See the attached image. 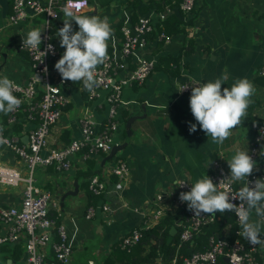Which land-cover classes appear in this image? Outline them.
Masks as SVG:
<instances>
[{"label": "crops", "instance_id": "1", "mask_svg": "<svg viewBox=\"0 0 264 264\" xmlns=\"http://www.w3.org/2000/svg\"><path fill=\"white\" fill-rule=\"evenodd\" d=\"M179 1L162 0L160 6L151 5L145 12L165 5L172 8L165 19L155 23L157 25L148 35L147 51L156 59L154 69L144 82L127 83L122 89V103L117 110L118 125L113 135V143L121 144L125 141V121L130 116L144 115L141 119L132 121L129 143L119 148L118 159L126 163L128 177L121 181L112 175L108 185L109 192L102 198L96 197L88 201V177L98 170L97 173L106 174L108 162L114 156L101 165L105 153L97 152L84 158L85 150L82 149L72 154L67 169L56 163L38 164L34 172L36 185L43 190H49L58 200L60 213L57 222L64 226L70 236H74L72 264L101 263L110 251L111 243L140 222L142 216L132 210L134 207L145 204L159 190L167 192L177 178L185 177L193 183L197 178L208 175V164L213 156H224L226 161L236 150H246L249 141L248 128L242 125L232 130L223 145L211 143V138L200 130L199 125L195 133H189L188 122L196 121L189 107L191 93L180 94L177 90L180 82L192 80L203 83L224 77L223 88L230 87L237 78L246 77L256 90L247 112H255L253 115L256 117L264 116V82L255 77L264 58V0H196L195 7L198 9L193 24L186 26V32L194 36V49L191 53L182 55L177 67L169 70L163 59L179 53L186 34L172 33L159 43L157 40L162 38L163 22H171L174 18L185 21L190 17L191 12L186 14L178 8ZM87 2V6L78 14L109 18L114 31L113 38L108 41L107 51L115 55L118 75H126L134 68V62L129 57L120 56V27L123 23L134 24L138 16L145 13L138 12V4L135 5L133 0ZM9 12L10 0H0V75H7L14 82H24L31 73V61L28 53L19 48V42L31 28L38 27L43 30L44 18L37 15L13 24L9 22ZM64 18L63 10L59 9L51 19V37L59 50L50 62V78L54 81L59 75L54 65L65 51L57 36L58 29L63 27ZM166 24L169 26V23ZM73 28L78 30L75 22ZM41 87L39 85L38 95ZM61 89L69 100L52 126L51 146L67 144L80 134L77 118L82 112H90L94 121L100 124L107 118L110 108L104 90L89 97L82 82L72 81L61 84ZM24 108L17 113L12 123H9L7 114L0 113V123L5 134L20 135L22 138L36 124L37 117L29 118ZM126 114L129 117L125 120ZM0 162L18 167L22 164L3 142H0ZM235 184L242 185L240 182ZM22 187L23 184H0V205L20 202ZM101 202L111 204L113 208L109 220L105 219L100 210L86 218V208ZM224 214L225 212L219 213V216ZM229 218L231 219L224 217L221 220L223 223H220L219 236H222L223 225ZM253 218L257 219L255 214ZM198 233L199 231L196 236ZM261 236L264 238V232ZM7 252L0 247V258L6 261ZM258 257L260 263L264 264V245H259ZM13 264H28L24 250L18 262L14 261ZM219 264L227 263L223 259Z\"/></svg>", "mask_w": 264, "mask_h": 264}, {"label": "built area", "instance_id": "2", "mask_svg": "<svg viewBox=\"0 0 264 264\" xmlns=\"http://www.w3.org/2000/svg\"><path fill=\"white\" fill-rule=\"evenodd\" d=\"M76 2L77 0H72L73 5ZM195 2L196 0H180L178 8L186 14H190ZM87 4L86 0L82 7L73 6L72 10L76 13L81 12ZM66 6H71L70 0H63L62 3H58L57 0H10L9 22L17 24L42 15L44 31L40 51H46V46L49 43L55 49L54 55L48 52L43 56L39 49L32 50L22 47V39L19 42V48L25 50L29 55L31 73L26 81L15 82L18 87L14 95L20 98L23 103L15 111L9 113L8 121L9 123L14 122L17 113L25 107L24 105L27 106L25 108L28 117H37L38 119L27 132L28 143L25 144L20 135L5 134L0 123V130H2L0 131V142L5 143L22 162L21 167L0 162V184L12 186L23 184L20 202L0 205V246L5 243L23 241L28 264H72L71 253L74 236L73 234L70 236L64 226L57 222L60 213L57 198L49 190H43L34 183L36 166L56 163L67 169L70 166L72 154L82 149L85 150L84 158H89L97 152H109L117 127L116 115L118 106L122 103L123 86L131 82H144L154 69L156 59L147 51L149 48L148 35L154 30L155 23L165 19L172 9L171 6L165 5L139 15L134 24L123 23L121 25L120 56L122 58L129 57L134 62V68L124 76L118 75L115 55L108 53L105 62L99 65L96 70L98 86L92 92L87 90L89 97H94L100 90L106 92V101L110 105L107 118L103 123L98 124L90 112L84 111L77 118L80 134L67 144L51 146L52 126L59 119L69 100L61 89V84L67 81H63L60 74L56 81L50 78V62L58 53L57 44L51 37V19L55 17L57 10H63ZM45 66L48 69L47 74L43 71ZM255 76L264 77V58L258 66ZM196 83L201 82L184 80L178 84L177 90L179 92L181 88L192 87ZM39 85L42 86V90L38 95ZM182 93H191V88ZM260 117L263 118V121L251 123L252 137L246 148L256 161V169L248 177L249 180L264 178V116ZM112 175L121 181L125 180L129 175L126 163L116 159L114 164L108 167L106 174L101 175L97 172L91 174L87 184L89 192L103 195L108 193ZM228 175H230V169L223 156L212 157L208 164V176L213 182L219 183ZM177 179L188 184L178 187L175 183ZM177 179L174 180L167 192L159 190L145 204L132 209L142 218L137 226L132 227L121 237L122 247L129 248L137 242L141 237L142 228L152 225L166 212L185 210L186 216L179 222L181 225L180 242L192 240L203 224L215 220V216L206 214L194 216V213L188 210L187 204L179 200V194L181 191L190 190L191 181L185 177ZM221 187L235 195L242 185L237 186L235 183L224 180ZM233 203L238 205L240 201L237 199ZM112 209L111 204L101 202L96 206H88L84 215L86 218H90L96 213V210H100L105 219L109 220ZM230 213L232 220L224 223L221 237L218 234L210 235L205 249L195 250L188 255L176 254L168 264H219L223 259L227 264H261L258 257L259 245H251L239 234L241 231L239 218L236 212Z\"/></svg>", "mask_w": 264, "mask_h": 264}, {"label": "clouds", "instance_id": "3", "mask_svg": "<svg viewBox=\"0 0 264 264\" xmlns=\"http://www.w3.org/2000/svg\"><path fill=\"white\" fill-rule=\"evenodd\" d=\"M84 3L86 0H77L73 5L70 0L71 6H66L63 9L65 18L63 27L58 29L57 36L60 38V46L65 51L55 63L54 68L63 81L82 82L84 88L92 92L98 86L96 70L107 58L108 41L113 38L114 30L107 16L80 15L72 10L73 6L80 8ZM73 22L78 26V30H74ZM43 31L38 27L31 28L26 36L22 37V47L40 51ZM48 52L55 54L54 46L51 43L46 46V51L41 53L45 56ZM43 71L47 74V66ZM224 84L225 78L218 77L207 82L196 83L192 87H183L179 91L180 94H183L184 90L191 88L189 107L196 123L188 122L189 133H195L199 125L200 130L211 138V143L216 145H223L232 134V130L241 125L242 118L247 115V110L252 103L251 97L256 91L254 84L246 77L237 78L230 87L222 88ZM17 87L18 85L7 75H0V113H11L23 103L20 98L14 95ZM257 118L263 119L258 115ZM116 122L118 125L117 115ZM251 123L250 132L252 134ZM226 161L230 169V175L226 179L214 183L207 174L203 175L190 183L189 191L180 192L179 200L187 204L188 210L193 212L194 216H202V214L215 216L217 213L226 211L236 212L241 226L239 234L251 245H264V238L261 236V233L264 232V178L248 179L256 169V161L248 150L238 149ZM224 180H228L230 183L240 182L242 187L233 195L230 191L222 189L221 184ZM175 183L178 187L188 184L179 179ZM237 199L240 201L238 205L233 203ZM182 210L184 209L180 211ZM253 214L257 219L253 218ZM19 242L23 245V241Z\"/></svg>", "mask_w": 264, "mask_h": 264}, {"label": "trees", "instance_id": "4", "mask_svg": "<svg viewBox=\"0 0 264 264\" xmlns=\"http://www.w3.org/2000/svg\"><path fill=\"white\" fill-rule=\"evenodd\" d=\"M57 2L62 3L63 1L57 0ZM133 2L135 5L138 4V12L140 13L147 12L153 5L160 6L162 4V0H133ZM197 9L198 7H195L194 4L191 9L190 17L188 16L185 21L181 18H174L171 22H163L164 26L161 28V32H163L162 38H159L157 43L161 42L164 37H168L172 33L175 34L179 32H185L186 34L179 53L176 55H169L163 59L168 65L169 68L167 69L169 70H171V68L177 67L182 55L189 54L194 49V36L189 32H186V26L193 24ZM166 23H169V26ZM184 64L185 63H183V65ZM255 77L260 78V82H264V77ZM7 116H9V113ZM128 117L129 115L126 114L124 119L126 120ZM256 120L259 122L263 121V119L257 118L251 114L250 111L247 112V115L244 118H242L241 125L248 128L249 137L252 135L250 132V123ZM87 173L89 174V172ZM96 197L102 198L104 195L92 194L91 192L88 193V201L93 200ZM185 216L186 213L184 210L176 213L167 212L154 224L142 228L140 239L133 243L129 248L122 247L120 239L115 240L110 245V251L104 256L101 263L99 264H168L176 254L188 255L195 250L205 249L208 245L207 242L209 236L220 234L219 227L223 223L221 220L224 217H231L232 219L230 212L226 211L225 214L221 216H219V213H217L215 215V220L210 223L207 222L203 224L199 229L198 235L196 236L195 234L192 240L180 242L178 233L181 229V225L179 222L182 221ZM231 219L229 218V220ZM172 226L177 227L178 230L173 236L172 240L167 243L166 239ZM0 247L1 249L8 251L6 258L13 259L15 263L18 262L19 256L24 250L20 242L6 243Z\"/></svg>", "mask_w": 264, "mask_h": 264}, {"label": "water", "instance_id": "5", "mask_svg": "<svg viewBox=\"0 0 264 264\" xmlns=\"http://www.w3.org/2000/svg\"><path fill=\"white\" fill-rule=\"evenodd\" d=\"M144 115H132L130 116L126 121H125V131H126V138H125V141L121 144H113V146L111 147L110 151L105 155V157L102 159L101 161V165L103 164V162L108 159V158H111L113 155H115L116 151L119 150V148H121L122 146H124L130 139V135L132 133V127H131V124H132V121L135 120L136 118H140V117H143ZM22 141L27 144L28 143V136L27 134L22 136ZM96 172H99L96 171ZM74 188L76 189L77 188V183L76 181L74 182ZM177 231V228L175 226H172L169 230V234L167 236V239H166V242H170L173 238V236L175 235ZM14 263V260L11 259V258H6V261H5V264H13Z\"/></svg>", "mask_w": 264, "mask_h": 264}, {"label": "rangeland", "instance_id": "6", "mask_svg": "<svg viewBox=\"0 0 264 264\" xmlns=\"http://www.w3.org/2000/svg\"><path fill=\"white\" fill-rule=\"evenodd\" d=\"M56 43V42H55ZM57 44V43H56ZM58 47V46H57ZM59 51V50H58ZM139 119H141V118H139ZM129 143V142H128ZM120 156V150L115 154V156H114V158H113V161L112 162H108V167H110V166H112L113 164H114V162H115V160H116V158H118ZM214 157V156H213ZM36 168H37V166H36ZM36 168H35V170H36ZM35 172V171H34ZM34 183L35 184H37V182H35L34 181ZM87 184H88V179H87ZM14 188H17V187H14ZM43 188V187H42ZM5 260H3L2 259V257L0 258V264H3V262H4ZM5 264V263H4Z\"/></svg>", "mask_w": 264, "mask_h": 264}]
</instances>
